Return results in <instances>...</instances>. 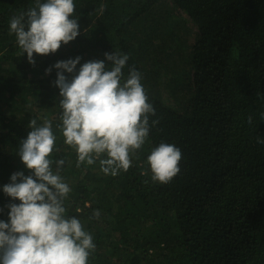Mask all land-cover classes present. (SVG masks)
Listing matches in <instances>:
<instances>
[{
    "label": "trees",
    "instance_id": "16d2710c",
    "mask_svg": "<svg viewBox=\"0 0 264 264\" xmlns=\"http://www.w3.org/2000/svg\"><path fill=\"white\" fill-rule=\"evenodd\" d=\"M34 6L0 0V185L30 173L17 149L29 122L47 119L56 137L50 167L71 188L66 214L95 243L88 264H264V144L256 140L264 135V0H76L80 34L30 64L8 28ZM111 51L127 54L123 71L141 73L154 108L148 141L116 175L98 161L77 163L62 134L56 69L44 71ZM161 141L183 152L165 183L146 160ZM9 202L0 192V219Z\"/></svg>",
    "mask_w": 264,
    "mask_h": 264
},
{
    "label": "clouds",
    "instance_id": "9594fccd",
    "mask_svg": "<svg viewBox=\"0 0 264 264\" xmlns=\"http://www.w3.org/2000/svg\"><path fill=\"white\" fill-rule=\"evenodd\" d=\"M34 4L13 14L8 28L30 64L35 63L34 53H54L80 34L73 14L76 0H34ZM103 55L104 60L83 63L79 55L57 60L44 71L56 69L52 83L62 98V134L65 144L75 149L77 163L98 161L104 174L116 175L130 167V153L148 141L154 108L141 73L129 67L125 75L127 54ZM260 116L264 120V112ZM248 120L251 123L252 117ZM29 126L17 155L31 171L25 175L23 169L17 170L0 185V192L13 201L5 205L7 219H0V264H88L95 249L93 236L78 217L66 214L64 201L71 188L50 167L56 140L51 122L45 119L37 125L33 119ZM256 140L264 144V135L257 134ZM182 155L175 143L161 141L151 147L146 160L152 179L170 181L180 170Z\"/></svg>",
    "mask_w": 264,
    "mask_h": 264
}]
</instances>
